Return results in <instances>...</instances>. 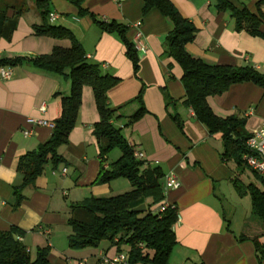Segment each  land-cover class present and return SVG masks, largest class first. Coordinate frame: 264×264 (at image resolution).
I'll return each mask as SVG.
<instances>
[{"label":"crops","instance_id":"obj_1","mask_svg":"<svg viewBox=\"0 0 264 264\" xmlns=\"http://www.w3.org/2000/svg\"><path fill=\"white\" fill-rule=\"evenodd\" d=\"M171 1L197 29L194 41L186 46L191 56L209 65L264 67V39L237 32L234 19L228 12L219 11L215 0ZM231 1L240 7L236 0ZM256 2H246L252 13H256ZM84 8L101 20L130 25L126 36L138 58L137 76L117 36L103 32L88 16L79 15L68 1L51 0L49 23L71 31L87 59L99 63L102 73L119 79L108 98L110 107L118 109L121 118L114 125L120 128L125 142L142 154L146 166L159 168L164 176L174 173L180 181L178 189L164 193L163 205L176 207L180 218L173 230L177 245L169 264H260L252 241L239 242L238 238L259 237L264 244V225L252 216L250 196L249 207L238 210L229 205L227 195L235 199V179L245 186H261L249 169L241 173L234 162L222 161L220 135H210L193 110L182 103V69L164 54L165 38L172 29L169 21L157 10L143 16V0H84ZM41 22L30 6L19 18L11 40H0V59L49 55L54 48H71L70 40L35 36L33 26ZM260 31L264 33V23ZM11 70L10 80L0 79V233L11 227L23 230L21 242L30 253L34 255L37 248L50 249L49 264L93 263L101 256L127 255V246L108 242L85 250L68 247L71 231L67 221L72 204L131 190L123 178L96 183L102 165L92 131L100 118L90 87L82 90L68 145L59 149L65 163L55 168L48 165L44 174L23 190L25 199L14 208L13 190L22 183L16 171L19 158L35 151L52 133V127L33 125L29 120L54 124L60 115L57 94H69L70 81L29 66ZM140 92L148 114L127 125V119L139 109V104L132 101ZM166 98L174 106L167 109ZM207 104L219 118H244L248 133L264 122V89L253 83L232 85L223 96L209 97ZM171 113L182 121V130ZM26 131L31 135L24 136ZM115 150L119 158L121 152ZM113 162L107 156L103 167L109 169ZM63 169L66 175L61 174Z\"/></svg>","mask_w":264,"mask_h":264},{"label":"trees","instance_id":"obj_2","mask_svg":"<svg viewBox=\"0 0 264 264\" xmlns=\"http://www.w3.org/2000/svg\"><path fill=\"white\" fill-rule=\"evenodd\" d=\"M66 1L77 8L79 15L88 16L103 32L118 37L137 76L138 58L126 36L130 25L99 19L84 8V0ZM215 1L219 11L228 12L234 19L237 32L245 31L252 37L264 39V33L260 31L264 23V0H257L256 13L247 9L248 0H236L240 7L231 0ZM30 6L42 21L40 25L33 26L35 36L70 40L72 46L69 49L54 48L49 55L2 58L0 69L29 66L40 73L65 76L70 81V92L67 95L57 94L60 98V115L53 124L49 139L17 162L16 171L21 175L22 183L13 190L14 208L25 199L23 190L41 177L48 165L55 168L65 163L59 149L68 145L80 110L82 90L90 87L100 118L92 131L99 146L102 165L96 183L107 184L123 178L130 183L131 190L116 196L91 197L72 204L67 221L71 231L68 247L71 250H85L98 248L102 242H108L116 247H128L129 264H169L177 245L173 227L177 222L178 211L174 206H165L163 212H159L165 199L161 184L164 174L159 168L146 166L143 161L135 159L133 149L123 139L120 128L114 125L115 120L121 117L118 109L110 107L108 92L118 84L119 79L102 73L99 63L87 59L71 31L49 23L51 0H0V40H11L19 18ZM152 10H157L172 26L165 38L164 54L182 69L181 83L185 90L182 103L193 110L196 120L206 127L210 135H220L222 161L234 162L239 171L244 173L247 167L242 162V155L246 153L245 143L249 137L245 119L238 115L217 117L208 106L207 99L223 96L235 84L253 83L264 89V71L252 66L209 65L194 58L186 50L197 33L193 23L182 16L171 0H143L142 15L146 16ZM132 102H137L139 109L127 119V125L134 124L148 114L143 105L142 92ZM172 105L174 102L166 98V108ZM170 116L178 129L182 130L183 124L178 115L171 113ZM115 149L120 150L121 156L109 164V169L104 168L107 156ZM253 174L261 187L253 184L245 186L238 179L233 181V185L241 196H250L252 216L264 225V177ZM143 204L146 205L144 213L130 212ZM24 235L25 232L17 227L0 233V264H49L50 249L37 248L33 255L19 240ZM245 240L252 241L259 263L264 264V244L259 241V237L242 235L238 238L239 242Z\"/></svg>","mask_w":264,"mask_h":264},{"label":"built area","instance_id":"obj_3","mask_svg":"<svg viewBox=\"0 0 264 264\" xmlns=\"http://www.w3.org/2000/svg\"><path fill=\"white\" fill-rule=\"evenodd\" d=\"M264 71V67L256 68ZM12 78L11 68L0 69V79L10 80ZM29 123L37 126H48L53 128V124L43 120H29ZM31 135L30 132H24V136ZM246 153L242 155V162L245 166L260 177H264V122H261L255 129L249 133V137L245 143ZM133 156L137 160H142L141 153L133 151ZM66 169L61 170L62 175H66ZM180 187V181L174 173H169L163 178V193L169 190H176ZM165 205L159 207V212H163ZM179 215L176 224L179 222ZM175 224V225H176ZM174 225V226H175ZM174 230V227H173ZM21 241V239H19ZM79 264H129L128 256L124 253H118L113 257L101 256L96 262L81 260Z\"/></svg>","mask_w":264,"mask_h":264},{"label":"rangeland","instance_id":"obj_4","mask_svg":"<svg viewBox=\"0 0 264 264\" xmlns=\"http://www.w3.org/2000/svg\"><path fill=\"white\" fill-rule=\"evenodd\" d=\"M117 151L115 150V151H113V152H111L109 155H108V159H109V161L110 162H113V161H115L117 158H118V156H117ZM117 195L119 194V193H116ZM114 196H116L115 194H113ZM246 196V195H245ZM245 196H241L239 193H238V191L236 192V196H234L235 197V199L233 198H231L230 196H228L227 195V201H228V203H229V205L231 206V207H234V208H236V209H238V210H240L241 209V207H246L247 206V208L249 207V195H248V197H246L245 198ZM240 205V206H239ZM255 220H257V219H255ZM258 221V220H257Z\"/></svg>","mask_w":264,"mask_h":264},{"label":"water","instance_id":"obj_5","mask_svg":"<svg viewBox=\"0 0 264 264\" xmlns=\"http://www.w3.org/2000/svg\"><path fill=\"white\" fill-rule=\"evenodd\" d=\"M145 211H146L145 204L130 210L131 213H136V214L144 213Z\"/></svg>","mask_w":264,"mask_h":264}]
</instances>
